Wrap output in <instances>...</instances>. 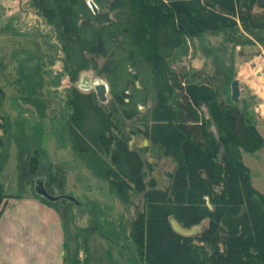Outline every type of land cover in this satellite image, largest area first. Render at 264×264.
Masks as SVG:
<instances>
[{
    "label": "trees",
    "instance_id": "1",
    "mask_svg": "<svg viewBox=\"0 0 264 264\" xmlns=\"http://www.w3.org/2000/svg\"><path fill=\"white\" fill-rule=\"evenodd\" d=\"M86 1L27 3L58 43L59 76L68 82L62 98L65 131L74 151L123 203L124 188L143 203L130 220L128 235L123 226L101 230L93 222V230L120 251L124 264H264V196L251 187L240 158V152L251 154L262 145L252 117L231 104L220 107L207 78L187 81L174 77L169 67L187 38L232 29L230 18L253 39L264 32V0H91L103 11L96 16ZM254 7L260 12L253 13ZM84 71L106 81L105 104L92 92L75 89ZM166 89L176 94L175 112L162 102ZM201 106H206L207 119L198 114ZM33 133L24 120L11 123L0 116V170L13 144L23 180L39 181L44 190L54 188L59 199L49 202L31 195L57 208L65 201L61 167L49 168ZM132 139H145L148 149L128 148ZM145 153L171 163L163 187L148 176L151 166L145 163ZM3 199L0 185V202ZM169 217L184 227L204 221L205 231L196 239L180 238L171 232Z\"/></svg>",
    "mask_w": 264,
    "mask_h": 264
},
{
    "label": "rangeland",
    "instance_id": "2",
    "mask_svg": "<svg viewBox=\"0 0 264 264\" xmlns=\"http://www.w3.org/2000/svg\"><path fill=\"white\" fill-rule=\"evenodd\" d=\"M158 1L166 3L172 0ZM252 12L259 13L260 9L254 7ZM97 13L102 14L103 11L98 9ZM10 18H13L12 23ZM16 18L17 21L14 20ZM230 19L234 24L232 29L203 31L187 38L184 50L175 52L169 67L174 77L187 81L207 78L216 91V103L220 107L234 105L230 101V83L237 81L238 104L234 106L239 110L246 109L262 137V145L257 151L251 154L240 152L241 163L248 171L251 187L264 193V32L257 33L253 39L242 32L235 17ZM60 56L51 29L42 24L27 0H0V116H6L11 123L16 119L24 120L34 129L33 134L38 138L49 168L61 167L63 196L72 198L73 202L65 200L57 206L63 208L69 230L71 224L81 227L94 222L101 230L105 226L110 230L123 226V234L128 235L130 220L143 209L142 200L123 187V203L108 183L92 176L74 151L68 131H65L67 113L62 98L68 82L59 76ZM95 80L106 83L94 72L84 71L79 73L74 87L83 92L76 86L89 85ZM175 98L174 91L166 89L163 92L162 102L171 112L176 111ZM139 110L143 111L142 108ZM206 112V106H201L198 114L207 119ZM208 130L214 133L212 124H208ZM140 140L135 143L139 147L143 145ZM143 158H148L151 166L148 176L153 178L151 173L157 172L160 180L153 179L158 187H163L166 175L172 170L169 160L157 159L150 153H145ZM21 159H26V156L22 155ZM0 185L4 198L33 193L34 184H28L19 174L18 156L13 144L0 170ZM49 189L53 191L45 189L46 192L57 197L55 189ZM68 233L72 234L71 231ZM113 255L117 264H123L118 249Z\"/></svg>",
    "mask_w": 264,
    "mask_h": 264
},
{
    "label": "crops",
    "instance_id": "3",
    "mask_svg": "<svg viewBox=\"0 0 264 264\" xmlns=\"http://www.w3.org/2000/svg\"><path fill=\"white\" fill-rule=\"evenodd\" d=\"M2 201L0 264H117L115 249L93 230V222L71 224L69 230L62 207L47 206L32 195Z\"/></svg>",
    "mask_w": 264,
    "mask_h": 264
},
{
    "label": "water",
    "instance_id": "4",
    "mask_svg": "<svg viewBox=\"0 0 264 264\" xmlns=\"http://www.w3.org/2000/svg\"><path fill=\"white\" fill-rule=\"evenodd\" d=\"M86 6L88 7V9L90 10V12L92 13L93 16L97 15V7L93 4V2L91 0L86 1ZM76 87L78 89H80L81 91H89V90L93 91L98 103L104 104L106 102V96L108 93V86L105 82H103L101 80H95V81L91 82V84H89V85L82 86L79 84ZM134 87L136 89L139 88L137 82H134ZM230 101L234 105L238 104V83L235 80L230 83ZM131 144H132V141H130L128 143L129 148H130ZM141 144H143L142 146L146 145L147 144L146 140H142ZM157 174H158L157 172H154L152 174V177L160 180L158 178ZM33 192L38 197H41V198H43L49 202H55L59 199L57 197H51L44 190L42 184L39 181H34ZM62 198L67 200V201L73 202V199L70 197L62 196ZM205 205H206L208 210H212V207L209 204L207 199H205ZM168 225H169V228L173 234H175L176 236L183 238V239L199 238L204 233L205 228H206L204 221H202L201 223H199L197 225H193L190 227H184L182 224H179L178 222H176L172 217L168 218Z\"/></svg>",
    "mask_w": 264,
    "mask_h": 264
},
{
    "label": "flooded vegetation",
    "instance_id": "5",
    "mask_svg": "<svg viewBox=\"0 0 264 264\" xmlns=\"http://www.w3.org/2000/svg\"><path fill=\"white\" fill-rule=\"evenodd\" d=\"M80 85H82V86H86V84H80ZM86 92H92L93 93V91H91V90H89V91H83V92H80V93H86ZM94 94V93H93ZM108 94V93H107ZM95 96V95H94ZM96 98V97H95ZM108 100H107V96H106V102H107ZM105 102V103H106ZM104 103V104H105ZM142 140H145V139H141L140 140V142H142ZM132 141V144H131V146H130V148H133V149H137L138 151H146L147 149H148V147H149V145H148V143L146 144V145H144V146H137L135 143H136V140H134V139H132L131 140ZM130 142V141H129ZM147 142V141H146ZM139 144V143H138ZM129 148V147H128ZM145 155V154H144ZM145 163L147 164V165H149V162H148V158H145ZM153 173H151V175H152Z\"/></svg>",
    "mask_w": 264,
    "mask_h": 264
},
{
    "label": "built area",
    "instance_id": "6",
    "mask_svg": "<svg viewBox=\"0 0 264 264\" xmlns=\"http://www.w3.org/2000/svg\"><path fill=\"white\" fill-rule=\"evenodd\" d=\"M259 77H261V76L259 75Z\"/></svg>",
    "mask_w": 264,
    "mask_h": 264
}]
</instances>
